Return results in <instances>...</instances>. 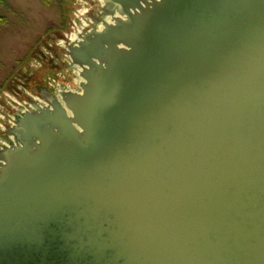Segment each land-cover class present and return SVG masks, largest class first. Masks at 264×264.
<instances>
[{"label":"water","instance_id":"1","mask_svg":"<svg viewBox=\"0 0 264 264\" xmlns=\"http://www.w3.org/2000/svg\"><path fill=\"white\" fill-rule=\"evenodd\" d=\"M97 9L4 136L0 264H264V0Z\"/></svg>","mask_w":264,"mask_h":264},{"label":"rangeland","instance_id":"2","mask_svg":"<svg viewBox=\"0 0 264 264\" xmlns=\"http://www.w3.org/2000/svg\"><path fill=\"white\" fill-rule=\"evenodd\" d=\"M103 1H1L0 147L6 144L4 136L15 114L25 111L31 101L45 102L41 88L58 96L61 91H81L79 68L66 49L83 30L103 27L104 16L96 10Z\"/></svg>","mask_w":264,"mask_h":264},{"label":"trees","instance_id":"3","mask_svg":"<svg viewBox=\"0 0 264 264\" xmlns=\"http://www.w3.org/2000/svg\"><path fill=\"white\" fill-rule=\"evenodd\" d=\"M1 1H2V0H0V3H1ZM1 19H2V18H1V15H0V21H1Z\"/></svg>","mask_w":264,"mask_h":264},{"label":"flooded vegetation","instance_id":"4","mask_svg":"<svg viewBox=\"0 0 264 264\" xmlns=\"http://www.w3.org/2000/svg\"><path fill=\"white\" fill-rule=\"evenodd\" d=\"M38 88L40 89V86Z\"/></svg>","mask_w":264,"mask_h":264}]
</instances>
